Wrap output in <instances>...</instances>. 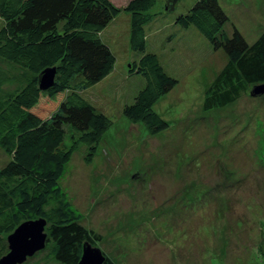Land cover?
I'll use <instances>...</instances> for the list:
<instances>
[{
  "label": "rangeland",
  "instance_id": "rangeland-1",
  "mask_svg": "<svg viewBox=\"0 0 264 264\" xmlns=\"http://www.w3.org/2000/svg\"><path fill=\"white\" fill-rule=\"evenodd\" d=\"M196 1L157 0L149 10L150 49L179 79L154 105L168 129L153 134L122 113L144 86L131 69L138 53L123 9L100 33L116 55L114 70L90 87L70 82L113 122L92 161L89 147L77 144L61 183L84 213L81 223L102 236L96 246L118 264H264V94L252 96L249 87L227 105L203 108L227 55L194 27L177 25ZM220 3L228 35L237 27L254 42L264 31V0ZM0 66L17 70L2 59ZM78 138L67 126L62 146ZM10 159L0 148V167ZM49 253L46 245L18 264H62Z\"/></svg>",
  "mask_w": 264,
  "mask_h": 264
},
{
  "label": "trees",
  "instance_id": "trees-1",
  "mask_svg": "<svg viewBox=\"0 0 264 264\" xmlns=\"http://www.w3.org/2000/svg\"><path fill=\"white\" fill-rule=\"evenodd\" d=\"M156 2L128 0L119 7L111 0H0V59L17 68L0 66V148L11 157L0 167L1 256L8 252L4 234L8 238L31 219L47 220L49 254L62 264H77L84 243L96 245L102 239L81 223L85 215L61 180L79 142L89 147L85 159L92 161L113 119L78 87L71 90L70 82L82 79L83 87H90L114 70L116 55L100 33L123 9L131 15L130 46L138 53L131 69L144 86L122 113L153 134L168 129L170 122L154 105L179 79L149 46L146 26ZM228 20L220 0H197L176 18L177 25L194 27L227 55L205 92L206 110L237 100L249 87L251 94L253 86L264 83V31L249 42L237 27L231 35L224 31ZM51 67L57 68L54 85L43 90L39 75ZM67 126L79 138L64 148ZM104 264L118 263L107 256Z\"/></svg>",
  "mask_w": 264,
  "mask_h": 264
},
{
  "label": "water",
  "instance_id": "water-1",
  "mask_svg": "<svg viewBox=\"0 0 264 264\" xmlns=\"http://www.w3.org/2000/svg\"><path fill=\"white\" fill-rule=\"evenodd\" d=\"M57 68L44 69L39 75V86L48 90L54 85ZM253 96L264 94V83L251 89ZM45 218L31 219L22 222L8 236L9 251L0 259V264H18L27 260L28 256L45 248L48 233ZM107 256L102 249L87 241L83 245L82 256L77 264H104Z\"/></svg>",
  "mask_w": 264,
  "mask_h": 264
}]
</instances>
